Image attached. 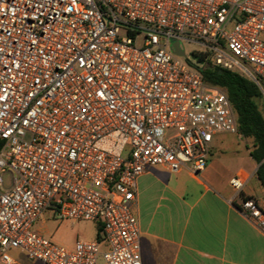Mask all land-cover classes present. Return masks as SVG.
<instances>
[{"label":"built area","instance_id":"built-area-1","mask_svg":"<svg viewBox=\"0 0 264 264\" xmlns=\"http://www.w3.org/2000/svg\"><path fill=\"white\" fill-rule=\"evenodd\" d=\"M175 42L205 51L193 64ZM206 66L248 79L264 103V0H0V264H21L13 251L27 264H141L138 178L199 175L214 135L239 137ZM240 208L264 233L257 202ZM46 213L99 224L100 237L56 245L32 231Z\"/></svg>","mask_w":264,"mask_h":264},{"label":"crops","instance_id":"crops-1","mask_svg":"<svg viewBox=\"0 0 264 264\" xmlns=\"http://www.w3.org/2000/svg\"><path fill=\"white\" fill-rule=\"evenodd\" d=\"M228 135H214L199 175L187 167L170 173L153 166L138 178L141 264H264V233L240 208L252 198L264 212L258 166L249 156L251 145L241 158L227 155ZM234 179L239 189L230 185Z\"/></svg>","mask_w":264,"mask_h":264},{"label":"trees","instance_id":"trees-1","mask_svg":"<svg viewBox=\"0 0 264 264\" xmlns=\"http://www.w3.org/2000/svg\"><path fill=\"white\" fill-rule=\"evenodd\" d=\"M202 78L206 85L227 95L236 115L239 137L251 140L249 156L258 166L256 178L264 188V116L259 110L261 98L256 86L237 73L212 66L203 68ZM95 229L99 239L101 226L97 224Z\"/></svg>","mask_w":264,"mask_h":264},{"label":"rangeland","instance_id":"rangeland-1","mask_svg":"<svg viewBox=\"0 0 264 264\" xmlns=\"http://www.w3.org/2000/svg\"><path fill=\"white\" fill-rule=\"evenodd\" d=\"M181 49L188 61L193 64H196L198 61L193 52L205 51L204 48L192 42H182ZM258 106L262 116H264V103L259 101ZM223 142L229 147L227 155H234L238 158H241L247 148L251 145L250 140L242 139L236 135L226 136ZM3 182L5 188L10 187L11 182L8 174L3 175ZM44 218V222L37 220L34 223L32 231L42 235L46 239L51 240L53 243L61 247L71 249L78 240L92 241L96 238L95 224L92 222L72 220L60 221L57 220V217H55L54 220L51 218L50 213H46ZM11 256L18 260L21 264H27L24 254L13 251L11 252Z\"/></svg>","mask_w":264,"mask_h":264},{"label":"water","instance_id":"water-1","mask_svg":"<svg viewBox=\"0 0 264 264\" xmlns=\"http://www.w3.org/2000/svg\"><path fill=\"white\" fill-rule=\"evenodd\" d=\"M172 48L174 50V53L179 56H183V52L179 49L178 42H175L172 44Z\"/></svg>","mask_w":264,"mask_h":264}]
</instances>
